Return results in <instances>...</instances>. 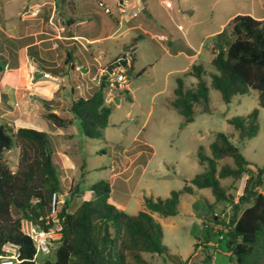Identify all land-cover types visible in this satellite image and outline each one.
Listing matches in <instances>:
<instances>
[{
  "label": "rangeland",
  "instance_id": "obj_1",
  "mask_svg": "<svg viewBox=\"0 0 264 264\" xmlns=\"http://www.w3.org/2000/svg\"><path fill=\"white\" fill-rule=\"evenodd\" d=\"M89 1L95 4L96 11L104 13L99 0ZM39 2L41 0H0V42L6 39L8 43H18L16 39L22 33L20 24L27 16L22 7ZM140 5L145 8L153 23H161L167 33L171 34L178 50L184 51L189 57H182V71L169 73L173 62L168 57L160 59L158 54L162 51L159 42L151 39L141 42L137 46L134 69H146V72L127 81L133 101L127 100V94L122 92V102L114 105L108 127L101 137L87 138L78 118L67 129H56L44 118L46 113H54L50 104L45 102L59 84L67 90L60 86L53 94V103L65 112L67 118L71 117V87L76 86L71 81L75 79L92 87L98 86L101 77L99 64L96 68L92 67L89 76H83V72H74L73 76L62 77L63 80L42 78L45 82L39 86L41 90L37 94H29L24 67L18 73L19 81L13 88L14 93L3 95L0 124L9 125L13 131L24 127L51 133L49 142L56 154L53 160L60 180L59 194L65 202L60 208L66 207L69 213H74L82 202L94 199L95 194L90 187L101 181L111 185L112 204L116 206L123 202L124 211L131 215L144 209V197L167 198L171 191L184 187L187 178H193L204 171L205 165L201 166L197 160L198 150L202 148L203 153L210 155V145L220 132L231 135L233 144L248 160L260 167L264 166V108L259 105V93L256 90L236 96L227 104L218 91L210 89L211 112L202 113L201 109L195 107L194 121L183 128V117L169 103L173 98L175 78L183 76L193 65H202L208 74L215 72L211 64V47L215 45V35L223 31L228 20L239 14L263 19L264 0H140ZM56 25L60 26L58 23ZM178 25H182L183 30H178ZM31 26L32 30H37L36 22ZM112 50L106 58L100 60L102 69H107L104 65L108 66L113 56L123 52L121 42ZM127 58L131 61V50ZM3 60L4 57L0 55V61ZM9 65L13 67L12 63ZM11 75L10 71L5 78ZM206 80L210 83L208 75ZM196 82L195 78H185L187 88ZM5 88L8 89L4 86L3 91ZM25 106H29V113L36 115L33 114L25 121L28 124L23 125L21 120L24 121L25 117L21 116V111ZM254 109L259 112L257 134L250 140L240 142L228 120L236 116H247ZM142 144L150 146L148 151L142 152L147 149L139 148ZM19 153L17 146L5 153L4 160L12 171L17 170ZM57 154L64 155L66 162L62 161L61 164ZM226 164L233 165L232 160L220 161L219 167ZM246 179L247 176L238 182H233L231 178L224 179L221 180V186L237 201L243 194ZM203 193L210 200L198 193L183 194L176 216L162 218L154 215L163 228V243L169 253L163 257L145 254L144 257L151 264H179L187 261L195 254V240L204 241L206 238H210L212 245L199 252L195 264H236L235 257L227 249V241L220 240L219 233H214L221 231L225 237L224 227L219 223L228 222L227 217L232 214V208H221V203H214L211 190L204 189ZM246 207L248 205L243 206V209ZM214 211L223 218L215 220ZM206 225L211 227L207 228ZM57 245H54L52 255H38V263L51 260Z\"/></svg>",
  "mask_w": 264,
  "mask_h": 264
},
{
  "label": "trees",
  "instance_id": "obj_2",
  "mask_svg": "<svg viewBox=\"0 0 264 264\" xmlns=\"http://www.w3.org/2000/svg\"><path fill=\"white\" fill-rule=\"evenodd\" d=\"M142 38L143 35L134 38L130 46ZM212 56L215 72L208 74L202 65H193L175 79L173 98L169 103L183 117L182 128L194 121L195 107L202 113L211 112L210 89L218 91L227 104L236 96L256 90L259 105L264 108V18L256 19L248 14L235 16L216 35ZM115 62L117 60L112 63ZM68 63L49 70L56 76H65L68 73L64 67ZM133 63L132 57L126 70L129 78L134 74ZM71 71H75L74 66ZM145 71L134 76L140 77ZM207 75L210 83L206 80ZM188 77L197 80L190 88L185 85ZM106 85L102 78L101 83L91 89L90 96L72 102L70 112L80 120L83 134L90 139L103 135L114 108L113 102H107ZM122 92L132 102L129 91ZM258 114L254 109L247 116L228 120L240 142L257 134ZM44 118L57 129L73 125V120L53 112L46 113ZM14 146L20 151L16 171H12L4 160L5 153ZM53 159L46 132L24 127L13 131L9 125L0 124V255L7 253L6 245L15 247L21 261L17 264H151L145 254L163 257L169 253L163 243V228L154 215L162 218L178 215L181 196L193 195L201 189L211 190L216 202H225L232 208L228 222L219 224L227 229L224 239L236 264H264V166L248 160L233 144L231 135L217 133L210 145V155L199 148L198 163L205 165V169L190 181V185L171 191L167 198L144 197V209L135 215L110 202L109 183L101 181L92 185L90 190L95 194L94 199L82 202L74 213L62 207L59 213L62 237L53 258L38 263L36 246L22 231V221H30L37 228H50L52 195L60 192ZM225 159L232 160L233 165L219 167V162ZM244 176L247 179L243 194L235 201L221 186V180L231 178L238 182ZM245 205L248 207L243 209ZM197 248L195 244V251ZM179 264H187V261Z\"/></svg>",
  "mask_w": 264,
  "mask_h": 264
},
{
  "label": "crops",
  "instance_id": "obj_3",
  "mask_svg": "<svg viewBox=\"0 0 264 264\" xmlns=\"http://www.w3.org/2000/svg\"><path fill=\"white\" fill-rule=\"evenodd\" d=\"M99 2L101 9H103L104 3H108L107 5H110L113 8L115 14L108 15L104 12V9L103 14L96 11L94 8L95 4L92 5L89 0H41L39 3H30L22 7L23 11H28L32 5L40 4L42 9L36 17H26L23 19L24 22L20 24V28L24 30V32L21 30V35L16 39L18 43L14 45L12 43H8L6 39L0 42V55L4 57L3 62L0 61V64H13V67L10 68L9 65V70L2 75L3 86L8 88L4 89L3 95H12L14 93L13 88L14 86H17L19 81L18 73L20 74L24 67L28 78L26 86L30 91L29 94H37V92L41 90L39 86L45 82L41 80L42 78L44 79V73L50 74L53 79L63 80L62 77L64 76H56L50 72L49 69L58 68L66 62L69 63L64 67L65 73L66 71L68 73L65 76H73L74 72H83V76H89L92 69L94 67L96 68L98 64L100 66V74L105 69H102V63L100 60L106 58L108 53L113 51L112 49L116 47L118 42H121L123 52H119V54L117 53L113 56L111 62L108 63V66L113 61H119L126 56L127 66L121 67L124 71H126L131 64V61L127 58V54L130 50L132 51V57L134 58L135 63L137 59V46L145 39H151L156 40L160 44V49L162 51L158 54L160 59L168 57L172 60L173 67L170 69L169 73H179L182 71L180 69V67H182V57H184V59H188L189 56L184 51L178 50L174 44L171 34L167 33L165 27H163L161 23H153L152 19L146 13L145 8L143 13H141V15L137 18L131 19L129 16L121 18L116 11L114 0H99ZM235 16H232L228 20V23ZM34 22H36L37 30L31 29V25ZM67 22H70L69 25H67ZM56 23L60 26H57ZM227 24L223 27L225 28ZM180 27L181 29H179ZM178 30H183L182 25H178ZM140 35H143V38L131 47L130 45L132 40ZM156 36H164L167 40L160 42L156 39ZM8 38L10 39L11 36ZM123 38H129V40H122ZM126 47H128V49H126ZM212 48L213 45L211 47V51ZM30 61L34 62L37 67V72L34 74L30 73L28 69ZM156 61L159 60L157 59ZM72 66L75 67V71H71ZM104 66L108 67L107 65ZM77 68H80V71H78ZM10 71L12 73L11 77L5 78V75ZM138 72L140 71L134 69L133 76ZM94 79H96V77ZM129 79L130 78L128 77V80ZM71 82L76 85L74 87L73 83L71 84L73 85L71 87V100L75 101L79 97L87 98L91 95L90 90L93 87L90 84H84L83 82L79 83L77 80L75 81V79ZM57 86L58 87L55 89L54 93L58 91L60 86H62L65 91L67 90L64 85L59 84ZM125 89L129 91L132 97L129 84L126 85ZM53 94L49 99H47L50 102L49 106L52 108V111L62 118L74 121L76 118H74L71 112L72 116L67 118L68 116H65V112L61 110L58 105L53 103ZM117 95L120 94H116L115 97H117ZM122 99L123 98L121 96L120 103L122 102ZM28 107L29 106L23 107L21 111V116L25 117L24 121L21 120L24 123L23 125L28 124V122L25 121L29 120L33 114L36 115V113H29L30 109ZM5 116H8V114H5ZM50 135L51 133L49 134V137ZM144 147H147V149L142 150V152L148 151V147L150 146L147 144L139 146V148ZM55 155L56 154L53 153L54 157ZM57 156L61 164L62 161L66 162V157L64 155L60 156L57 154ZM193 178H187L186 184L190 185V181ZM203 190L204 189L196 190V193L206 199H209V197L203 193ZM110 202H113L112 199H110ZM218 203L222 204L221 208L230 207V205L226 203L224 204V202ZM116 207L124 210L125 204L123 202H119L116 204ZM216 211H214L213 214ZM220 233L222 232L219 231V234ZM195 243L198 245V248L196 249L193 257L187 260V264H195L196 260L199 259V252L203 251V249L207 246L212 245L210 238H206L204 241L195 240Z\"/></svg>",
  "mask_w": 264,
  "mask_h": 264
},
{
  "label": "built area",
  "instance_id": "obj_4",
  "mask_svg": "<svg viewBox=\"0 0 264 264\" xmlns=\"http://www.w3.org/2000/svg\"><path fill=\"white\" fill-rule=\"evenodd\" d=\"M116 11L121 18L125 16H129L131 19L137 18L143 13L144 7L140 5V0H114ZM42 6L40 4H35L30 7L27 12L26 17H36L41 12ZM104 12L108 15H114L115 11L110 5H103ZM181 29V27L179 28ZM156 39L160 42H164L167 39L164 36H156ZM29 72L34 74L37 72V67L35 63L30 61L28 64ZM9 70V65H1L0 64V104L3 98V83H2V75ZM80 71V68H77ZM44 78H51L50 74L44 73ZM99 84L101 83V79L106 77L104 80L107 83L106 97L107 102H113L116 94H119L123 90H126V85L128 81L127 73L122 68H117L113 71L112 74H108L106 69H104L100 73ZM65 202L61 199V195L59 192L54 193L52 195L51 200V211H50V222H48L50 226L49 229L45 230L42 228H37L32 222L23 220L22 221V231L28 235L34 242L36 246V255L35 259L37 261V257L40 254L45 256H50L53 254L54 245L61 239L62 237V219L59 217V213L62 209L60 206H63ZM213 217L215 220H218L220 217L218 213H214ZM228 221V217H227ZM207 228H210L206 225ZM214 230V229H212ZM215 231V230H214ZM224 232L227 229L224 227ZM214 233H219V231H215ZM220 235V240L224 239V235L222 233ZM7 253H3L0 255V264H17L20 263L17 255V250L15 247L11 245H6L4 247ZM38 262V261H37Z\"/></svg>",
  "mask_w": 264,
  "mask_h": 264
},
{
  "label": "water",
  "instance_id": "obj_5",
  "mask_svg": "<svg viewBox=\"0 0 264 264\" xmlns=\"http://www.w3.org/2000/svg\"><path fill=\"white\" fill-rule=\"evenodd\" d=\"M127 66V61H126V56H124L121 60L109 65L106 69L107 73L108 74H112L113 71L117 68H121V67H126ZM106 77H104L105 79ZM120 100H121V96L120 95H117V97H115L113 99V103L115 105H119L120 104Z\"/></svg>",
  "mask_w": 264,
  "mask_h": 264
}]
</instances>
